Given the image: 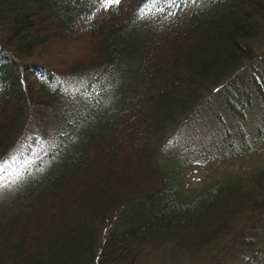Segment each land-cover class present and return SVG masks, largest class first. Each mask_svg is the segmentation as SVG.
<instances>
[{"label":"trees","instance_id":"obj_1","mask_svg":"<svg viewBox=\"0 0 264 264\" xmlns=\"http://www.w3.org/2000/svg\"><path fill=\"white\" fill-rule=\"evenodd\" d=\"M167 1L0 0V158L33 107L58 119L41 153L0 179V264H140L155 251L167 263L212 249L225 251L213 264H264V237L237 231L242 215L264 228V150L244 137L250 163L189 191L187 167L242 150L226 129L224 145L179 150L204 103L243 119L231 97L246 70L264 123V0ZM81 73L67 92L60 78ZM254 139L264 145V127ZM256 183L248 207L242 187Z\"/></svg>","mask_w":264,"mask_h":264},{"label":"rangeland","instance_id":"obj_2","mask_svg":"<svg viewBox=\"0 0 264 264\" xmlns=\"http://www.w3.org/2000/svg\"><path fill=\"white\" fill-rule=\"evenodd\" d=\"M153 1V0H152ZM174 0H168L169 4L174 3ZM185 7L191 9V6L195 3L194 0H185ZM151 3V0H150ZM105 4V2H104ZM104 9L107 8L104 6ZM261 43L259 48L255 52H264V37L258 40ZM261 55V54H260ZM259 56L256 65H261L264 67V58ZM262 59V60H261ZM258 63V64H257ZM264 70V68H263ZM248 70L241 77L234 79V83L237 81V87L233 91V96L231 97L232 104L242 112L243 116L241 119L236 115L230 106L226 104L219 105L218 102H213L212 105L204 103L197 112L193 113L192 116L187 120L185 125V132L183 134V141H179V150L186 148H191L199 152L208 151L210 147L215 149L214 143L221 146L227 141L225 134L226 130L231 131L233 139L240 145L242 152L237 155L224 156L222 160H208L200 164H193L184 170L186 176V188L185 191H189L192 188L201 186L206 182L211 174H216L217 176L222 175L227 172L226 170L231 166L240 165L245 167L247 163L251 162L249 160V155L243 153L245 147L244 137H250L252 140L253 147H258L262 151L264 150V145H260L262 142L256 144L255 139L257 136V126L260 125L264 127L263 117H262V102L257 94V89L254 86L250 72L246 75ZM87 74L81 73L71 77L60 78L63 83V87L67 92L77 90L81 88L87 81ZM244 79V85H242V80ZM240 92L242 94H237ZM71 94V93H70ZM242 95V99L240 98ZM239 101H245L248 105V111H242L239 106ZM249 101V102H248ZM52 108L42 109L41 114H37L40 110H35L33 107L32 114L30 116V121L28 119V124L25 126L23 132L19 135L15 147L6 156L0 158V179L9 176L10 172L16 173L17 170H21L26 163L33 160L37 154L49 144L51 136L53 135L54 121H58L55 117V110ZM36 112V113H35ZM219 115V116H218ZM226 129V130H225ZM261 153V151L259 150ZM261 159H264V154H261ZM259 157V158H260ZM237 158V159H236ZM257 184V183H256ZM258 188L253 187H242L244 197H246V203L248 207L252 206L249 202L254 201V194L256 190L261 191L260 184H257ZM249 201V202H248ZM256 214L254 216L242 215L241 220L238 224V232L240 234L246 232H252L254 235H261L264 237V228L257 229L256 232L251 230V226H256ZM243 235V234H242ZM257 242L260 243L263 239L261 237L256 238ZM229 247L226 249V251ZM225 252V251H224ZM224 252L218 249H212L205 256L191 257L190 255L182 254L180 256L181 260L178 258L171 259L166 263V260L157 255H162L163 252H156V258L154 254H146L144 260L140 264H213L218 258L224 256ZM179 258V259H180Z\"/></svg>","mask_w":264,"mask_h":264},{"label":"snow or ice","instance_id":"obj_3","mask_svg":"<svg viewBox=\"0 0 264 264\" xmlns=\"http://www.w3.org/2000/svg\"><path fill=\"white\" fill-rule=\"evenodd\" d=\"M120 0H105V4L104 6L107 7L109 5H111L112 3H119Z\"/></svg>","mask_w":264,"mask_h":264}]
</instances>
